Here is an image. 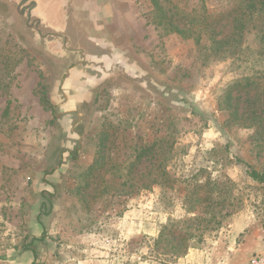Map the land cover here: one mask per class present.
I'll return each instance as SVG.
<instances>
[{"label":"rangeland","instance_id":"obj_1","mask_svg":"<svg viewBox=\"0 0 264 264\" xmlns=\"http://www.w3.org/2000/svg\"><path fill=\"white\" fill-rule=\"evenodd\" d=\"M244 1L107 0L148 92H99L41 225L60 111L0 13V264H248L264 251V184L242 165L264 173V92L231 89L264 75L254 32L234 35Z\"/></svg>","mask_w":264,"mask_h":264},{"label":"flooded vegetation","instance_id":"obj_2","mask_svg":"<svg viewBox=\"0 0 264 264\" xmlns=\"http://www.w3.org/2000/svg\"><path fill=\"white\" fill-rule=\"evenodd\" d=\"M0 13L17 43L44 62L52 108L60 111L53 115L59 126L56 144L39 171L36 221L41 225L58 198L64 172L76 162L79 133L99 92L120 83L149 86V81L138 77L107 0H0Z\"/></svg>","mask_w":264,"mask_h":264},{"label":"trees","instance_id":"obj_3","mask_svg":"<svg viewBox=\"0 0 264 264\" xmlns=\"http://www.w3.org/2000/svg\"><path fill=\"white\" fill-rule=\"evenodd\" d=\"M243 12H240V17L235 19V25L233 28L234 35L239 37L245 31V33L250 34L254 32V38L258 45L257 53L262 59L264 60V0H245L244 1V8ZM176 31L182 33L181 30L176 28ZM244 34V33H243ZM215 45H217L219 51H223V54L226 51L233 50V52L238 49L239 43L237 40L232 43L227 44L224 40H217L215 41ZM229 46L228 48H225ZM261 87L262 92H264V75H257L253 78L247 77L240 83L236 82L234 86H232V90L235 87H241L243 89L249 90L250 87ZM236 106V105H234ZM230 102H226L225 110H229L230 114L234 116L235 119L240 121L241 118H238L237 110ZM237 107V106H236ZM192 114L198 116L194 109L191 110ZM200 116V115H199ZM201 117V116H200ZM202 121H205V117H201ZM213 123H216L215 120H211ZM103 143V142H102ZM236 161L240 164L244 163L240 159H236ZM246 168V173L248 177L256 183L264 184V173H259L253 170L251 167L247 166L246 164H242ZM45 232L43 233V235Z\"/></svg>","mask_w":264,"mask_h":264},{"label":"built area","instance_id":"obj_4","mask_svg":"<svg viewBox=\"0 0 264 264\" xmlns=\"http://www.w3.org/2000/svg\"><path fill=\"white\" fill-rule=\"evenodd\" d=\"M248 264H264V251L253 255Z\"/></svg>","mask_w":264,"mask_h":264},{"label":"water","instance_id":"obj_5","mask_svg":"<svg viewBox=\"0 0 264 264\" xmlns=\"http://www.w3.org/2000/svg\"><path fill=\"white\" fill-rule=\"evenodd\" d=\"M139 66H140V65H139ZM138 69H139V72L142 74V76H147L148 78H150V77L148 76L147 72L145 71V69H143L142 66L138 67ZM136 76H138V75H136ZM142 76H138V77H142ZM134 78H137V77H134ZM150 79H151V78H150ZM140 88L144 89V90H145L144 92H148V90L145 89V86H144V85H141ZM83 141H84V139H83ZM83 141H82V143H83Z\"/></svg>","mask_w":264,"mask_h":264}]
</instances>
